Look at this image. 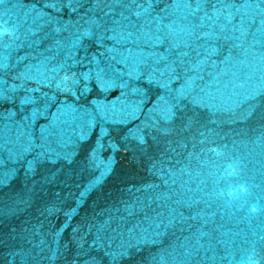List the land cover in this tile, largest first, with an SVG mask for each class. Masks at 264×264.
Listing matches in <instances>:
<instances>
[{
    "label": "water",
    "instance_id": "1",
    "mask_svg": "<svg viewBox=\"0 0 264 264\" xmlns=\"http://www.w3.org/2000/svg\"><path fill=\"white\" fill-rule=\"evenodd\" d=\"M264 264V0H0V264Z\"/></svg>",
    "mask_w": 264,
    "mask_h": 264
},
{
    "label": "clouds",
    "instance_id": "2",
    "mask_svg": "<svg viewBox=\"0 0 264 264\" xmlns=\"http://www.w3.org/2000/svg\"><path fill=\"white\" fill-rule=\"evenodd\" d=\"M250 264H259V261H257V260H252V261H250Z\"/></svg>",
    "mask_w": 264,
    "mask_h": 264
}]
</instances>
